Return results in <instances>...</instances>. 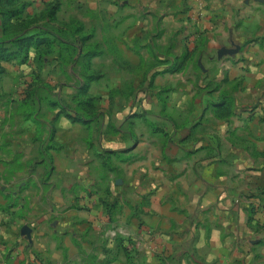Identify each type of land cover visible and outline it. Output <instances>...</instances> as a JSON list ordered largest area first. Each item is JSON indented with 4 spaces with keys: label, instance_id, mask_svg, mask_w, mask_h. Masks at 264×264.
Wrapping results in <instances>:
<instances>
[{
    "label": "crops",
    "instance_id": "0c3cea01",
    "mask_svg": "<svg viewBox=\"0 0 264 264\" xmlns=\"http://www.w3.org/2000/svg\"><path fill=\"white\" fill-rule=\"evenodd\" d=\"M60 2L57 20L65 5L77 23L69 42L82 46L79 54L98 52L91 70L98 92L111 97L104 106L114 128L106 131V118L100 132L60 118L50 140L61 149H22L34 144L32 131L11 153L0 149V206L11 202L8 187L42 184L49 167L54 187L48 203L22 195L25 217L16 208L0 213V264H79L86 253L96 264H129L121 245L88 249L93 227L135 238L143 264H264V0ZM232 42L240 52L219 58ZM105 150L127 158L104 167L97 155ZM17 154L28 166L10 173ZM100 175L117 201L145 202L141 228L91 209L85 189Z\"/></svg>",
    "mask_w": 264,
    "mask_h": 264
},
{
    "label": "rangeland",
    "instance_id": "374dc122",
    "mask_svg": "<svg viewBox=\"0 0 264 264\" xmlns=\"http://www.w3.org/2000/svg\"><path fill=\"white\" fill-rule=\"evenodd\" d=\"M27 1L31 2V4L23 15L22 22L21 19L18 22L20 23L18 29H27L32 33L39 32L59 40L62 38L69 40L74 39L75 34L73 31L74 28L77 27V23H74V21L71 20L73 14L68 13L69 9L67 6L64 5V10L60 12L58 20L56 19V21L51 22L47 16V8L49 5H51L53 1L60 0ZM22 23L30 24V27H27ZM0 39H8L7 35H3L1 18ZM88 49L89 48L87 47L85 51ZM58 52L61 53L60 57ZM3 65L6 68V72L2 76L0 82V149L4 152L11 153V150H14L13 147L15 145V140L19 139L21 142L26 141L25 137L24 139L17 137L18 135H21L23 131L26 132L27 135H32L33 133L31 139L34 144H25L22 149H33L35 154L38 142H40L44 150L47 151L51 149H61V145L58 144L57 147L55 142L50 140L51 130L54 128V123L60 118H67L72 123L79 124L80 127L82 125L83 127L94 128L99 132L102 129V119L106 118L107 121L109 120L106 123V131L112 132L114 126L110 122V119L113 115V111L104 106V103H107L108 100L112 101L110 100L111 97L108 99L107 95L98 92L99 87L97 86V80H99V78H96L97 74L95 71L93 72V70L83 69L85 68L83 67L84 59L79 53L71 51L69 48L67 50L57 42L54 54L46 56L41 67H38L35 62L31 60L25 64L16 61L3 62ZM92 65L97 66L98 62H92ZM213 71H217L216 67ZM90 75H94V77ZM87 83H89V95L95 97V105L90 109H84L85 107L80 104V102L86 97L81 94V88ZM90 91L93 93H90ZM116 97L117 100L121 102L126 98V96L122 94L116 95ZM55 111L56 113L54 114ZM89 112L93 115H87ZM74 116H91L92 120L88 124L78 121L75 122L72 119ZM22 119H25L26 121L22 123L19 122ZM54 120L56 121L54 122ZM77 124H75V129H77ZM60 136L62 139L66 138L67 133L65 130L60 132ZM28 145H30L31 148L27 147ZM14 156L15 157L12 156L11 161L8 162L7 160V163H11L9 172L12 171L13 168L17 169L18 166H20L19 169L21 168L22 170L25 166H28L26 162L22 161V154ZM97 156L102 159L103 166L107 168H110L111 161L114 159L113 157L116 156L120 161H123V158L125 157L127 158L123 151L118 150H105ZM30 164V166H34V160H32ZM51 172L52 170L49 167L43 174V177H41L42 184L38 185L34 182L30 189H28L30 182L26 179L25 175H22V180L28 181V185H20L19 181L21 180H19L13 187H8L10 193L7 194V197L11 202H8L9 204L7 206H0V213L5 211L8 214H11L13 211L12 209L16 208L17 212L14 211V213H17L18 216L25 217L27 215L26 208L29 206V201L26 200L24 202V197H22V195L25 194L26 191H29L30 194H35V197H38L39 202H51V195L53 196L54 193V187H52L53 184L48 182ZM31 173H35L36 175L39 173L41 174L40 171L34 170H31ZM116 176H120V174L117 173ZM100 177L103 182H100L99 186L95 184L94 186H89V188L85 189V192L89 197H95L93 200L96 202H94L91 209H95L98 213L102 211L106 212L113 221H117L121 217V219L125 221L124 226L127 225L129 228L130 224L132 227L136 226L141 228L145 223L144 219L146 210L144 207L146 206L143 204L145 202L143 201L139 205H135L125 200L121 202L117 201L113 198L114 184H111L110 182L104 184L105 176L102 177V175H100ZM78 186L79 185H75V193ZM76 199H78V197H76ZM93 200L91 201L93 202ZM61 213H63V211L62 208L59 207L55 214L62 215ZM91 230V234L88 235L89 237L83 238V240L86 241L88 249L96 250L97 248H103L106 245H108V247H120V244L116 239L118 235L112 234L113 236H111L110 234L108 237L105 235L102 237V234L105 233L103 228L93 227ZM125 236L129 237L128 234H125ZM114 241H116L115 244L113 243ZM137 242L138 241L134 238L131 245V249L133 250V264H143L139 260L142 251ZM16 245L17 247L19 246L18 243ZM2 261L3 260L0 259V262ZM96 261L98 263L100 261V259H97L96 254L89 253L87 255L86 253L81 256L79 264L82 262H95L96 264ZM46 264L48 263L46 262Z\"/></svg>",
    "mask_w": 264,
    "mask_h": 264
},
{
    "label": "trees",
    "instance_id": "16d2710c",
    "mask_svg": "<svg viewBox=\"0 0 264 264\" xmlns=\"http://www.w3.org/2000/svg\"><path fill=\"white\" fill-rule=\"evenodd\" d=\"M30 4L31 2L27 0H0V18L3 35L8 36L7 40L0 39V82L2 80V76L6 72V68L3 65V62L16 61L18 63L25 64L29 60H31L35 62L38 67H41L45 57L54 54L57 42H59L60 45L64 46L65 49L68 50L69 48L71 49V51H74L76 53H79V50L82 48L81 45H75L73 42H69V39L62 38L61 40H59L54 39L46 34H41L39 32L32 33L27 29H18L20 25V23L18 22L20 21V19L22 22V17ZM60 7V1H53L47 8V16L51 22L56 21L57 13L60 10ZM22 24L30 27V24ZM58 54L60 57L61 53L58 52ZM97 54L98 52L94 50H89L83 54H80V56H82V58L84 59L83 67L85 68L83 69H92V59ZM90 76L94 77V75ZM81 94L86 96L85 99L80 102V104L85 107L84 109H90L94 107L95 97L93 95H89V83L82 86ZM90 114L92 113L89 112L87 115ZM72 119L75 122L78 121L88 124L91 122L92 117L74 116V118ZM116 239L125 251L129 264H133V250L131 249V245L133 243L132 237H124L118 235Z\"/></svg>",
    "mask_w": 264,
    "mask_h": 264
},
{
    "label": "water",
    "instance_id": "95a60500",
    "mask_svg": "<svg viewBox=\"0 0 264 264\" xmlns=\"http://www.w3.org/2000/svg\"><path fill=\"white\" fill-rule=\"evenodd\" d=\"M241 50V45L240 44H237L235 42H232V46L231 47H226V46H223L221 47L219 50H218V57L219 58H222L223 56H235L237 55ZM120 180L118 179L117 180V183H119ZM32 227L29 226L28 224H24L22 227H21V234L26 238L28 239L30 242L32 241Z\"/></svg>",
    "mask_w": 264,
    "mask_h": 264
},
{
    "label": "built area",
    "instance_id": "2783aa9c",
    "mask_svg": "<svg viewBox=\"0 0 264 264\" xmlns=\"http://www.w3.org/2000/svg\"><path fill=\"white\" fill-rule=\"evenodd\" d=\"M117 232H119V231H114V232H113V234H114V235H116V234H117ZM120 232H122V231H120ZM122 233H123V232H122Z\"/></svg>",
    "mask_w": 264,
    "mask_h": 264
}]
</instances>
